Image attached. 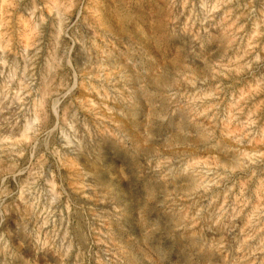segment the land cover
I'll use <instances>...</instances> for the list:
<instances>
[{"label": "clouds", "instance_id": "obj_1", "mask_svg": "<svg viewBox=\"0 0 264 264\" xmlns=\"http://www.w3.org/2000/svg\"><path fill=\"white\" fill-rule=\"evenodd\" d=\"M0 264H264V0H0Z\"/></svg>", "mask_w": 264, "mask_h": 264}]
</instances>
